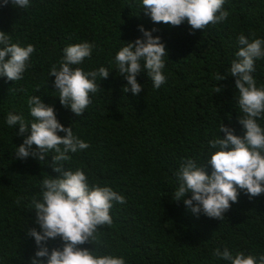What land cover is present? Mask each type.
I'll use <instances>...</instances> for the list:
<instances>
[{
    "label": "trees",
    "instance_id": "16d2710c",
    "mask_svg": "<svg viewBox=\"0 0 264 264\" xmlns=\"http://www.w3.org/2000/svg\"><path fill=\"white\" fill-rule=\"evenodd\" d=\"M223 9L229 13L226 20L193 33L186 21L175 27L154 24L142 0H30L26 9L0 6V31L12 43L35 48L21 80L0 77V264H31L37 245L26 231L38 228L31 201L40 197L45 177L60 175L53 170L52 151L47 162L15 156L24 138L16 135L19 125L9 127L6 117L9 112L21 115L30 126L32 96L54 106L59 122L89 144L70 153L65 167L82 169L90 186H109L126 200L113 202V223L98 226L96 240L81 247L123 257L125 264H230L214 256L225 247L233 255L264 254V193L250 199L241 190L222 221L193 214L183 201L172 199L182 162L191 158L206 164L208 142L222 138L223 123L244 134L236 78L216 77L237 59L241 34L250 42L264 40V0H225ZM140 25L158 29L153 35L162 38L168 52L162 70L166 80L157 89L141 72L142 91L125 94L127 81L115 57L127 42L141 37ZM85 41L95 45L92 54L73 67L87 72L103 66L110 75L97 78L98 91L89 94L91 103L77 116L61 105L49 72L54 65L59 68L65 47ZM254 66L257 87H264V57ZM257 122L264 128V117ZM48 245L59 247L61 241Z\"/></svg>",
    "mask_w": 264,
    "mask_h": 264
},
{
    "label": "clouds",
    "instance_id": "9594fccd",
    "mask_svg": "<svg viewBox=\"0 0 264 264\" xmlns=\"http://www.w3.org/2000/svg\"><path fill=\"white\" fill-rule=\"evenodd\" d=\"M225 0H142L143 12L154 24L180 26L185 21L192 32L203 30L210 23L215 25L226 20L228 11L223 9ZM11 3L15 8H27L30 0H3V5ZM129 7H132L131 5ZM142 35L127 42L117 53L115 60L117 71L127 84L123 92L138 95L142 85L137 76L146 72L153 86L157 89L165 83L163 74L168 54L160 36H154L157 28L138 29ZM241 46L236 53L231 67L224 75H217V80L234 76L238 90V106L243 116L238 117L244 134H235V129L220 127L222 138L210 140V157L206 164L198 165L194 159L182 162L177 173L179 181L172 199L181 202L193 214L203 213L209 218L223 220L232 203L238 202L242 190L249 198L264 193V128L257 119L264 117V87L258 88L252 73L254 62L264 57V40L249 38L241 34L238 38ZM94 44L87 41L64 48L60 66H53L49 72L55 77L54 88L59 92L61 105L69 108L77 116L83 115L91 103L90 93L98 91L97 78L106 79L110 72L106 67L85 72L78 66L92 54ZM35 51L32 44L26 47L12 43L11 37L0 31V77L8 81H19L28 67L31 54ZM230 73V74H229ZM100 88V86H99ZM217 93L222 87L216 88ZM30 115L34 122L25 123L21 115L9 112L6 123L9 127L19 125L16 135L22 136L15 153L16 158H36L46 161L52 151L53 170L60 175H48L41 181L40 197H33L30 210H34L37 227H29L26 235L34 238L37 251L31 264H125L123 257L111 254L96 255L93 250L81 247L96 240L98 226L113 223L110 210L113 202L124 204L125 197L109 186L89 185L82 169L66 168L70 153L87 149L89 144L74 135L71 126L65 127L59 122L54 106L46 104L40 96L28 99ZM65 133L61 136L58 133ZM26 133H30L25 135ZM47 162V161H46ZM190 198H186L188 194ZM59 239V247H49L48 242ZM218 256L230 264H264V254L258 258L237 252L235 255L225 247L217 248Z\"/></svg>",
    "mask_w": 264,
    "mask_h": 264
}]
</instances>
